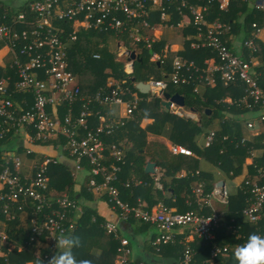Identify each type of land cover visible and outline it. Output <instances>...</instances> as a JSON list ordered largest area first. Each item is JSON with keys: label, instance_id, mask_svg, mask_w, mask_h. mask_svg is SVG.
<instances>
[{"label": "built area", "instance_id": "built-area-1", "mask_svg": "<svg viewBox=\"0 0 264 264\" xmlns=\"http://www.w3.org/2000/svg\"><path fill=\"white\" fill-rule=\"evenodd\" d=\"M179 1L181 8L190 9L192 23L197 29L196 40L191 44L192 49L209 48L217 59L212 68L198 77L195 92L199 90L198 85L213 88L220 81L228 88L241 83L244 85L242 102L246 103L251 111L258 108L260 122L264 123V91L255 78L254 64L231 50L225 40L231 26L220 20L209 21L207 7H193L186 0H35L30 5V12L35 14V19L31 20L27 14L22 13L16 17L14 25H0V45L11 52L13 59L10 65L12 75L0 81V118L7 125L6 130L14 129L25 145L23 156L12 155L1 165L0 210L10 220L31 215L33 235L30 244L35 243L38 247L44 246V242L47 245L45 247L55 249V238L61 233L73 231L77 224L76 219L69 220L73 209L80 211L76 202L67 192L57 195L50 189V165L59 163V160L51 154L39 153L36 149L40 148L42 143L52 144L53 140H61V137H64L67 140L65 144L59 143L58 148H51L57 149L60 158L73 159L77 173L84 169L85 163L89 164V186L92 192L99 196L106 194L109 198L108 204L118 212L121 221H127L130 216H134L145 224L156 226L159 234L153 241V246L158 252L164 244L173 242L176 229L186 227H190L198 239L213 244L211 260L228 255L239 247L218 244L213 233L219 226L220 214L214 209L211 215L202 213L205 206L212 208L213 199L220 204H228L229 191L221 185H215L208 198L202 196L204 185L200 183L196 186L194 194L200 197L197 200L200 213H175L162 203L148 211L143 203L133 207L121 200L115 184L119 181L122 170L120 163L125 162L127 158L125 148L107 144L104 139L113 135L120 121L102 122L92 129V105L125 104L126 115L130 118L140 101L136 97L126 98L131 94V90L125 81H111L94 97H84L77 77L70 69L68 40H62L56 33L57 22L77 21V24L86 30L113 32L116 35L127 34L134 44H145L151 49L155 41L146 33L152 28L148 21L151 8H160L164 19L169 5ZM229 4L230 0H222L220 9L227 10ZM254 7L264 13V0H258ZM254 27L256 28V25ZM259 33L260 29H257L255 37H258ZM76 35L74 31L68 39L74 42ZM253 42L246 43V47L252 48ZM153 56L161 60L157 54ZM131 65L132 63H128L126 66V72L129 74L133 71ZM186 65L184 60L177 57L173 61V71L167 80L148 82L151 91L162 97L169 84H186L188 79L183 73ZM190 66L193 67L191 64ZM15 95L24 98L22 105L11 100ZM78 103H81L82 107L78 114H75L74 107ZM64 105H69L70 108L68 113L61 117L58 115L57 106ZM27 106L29 108L26 109ZM178 113L183 115L185 111L181 107ZM248 126L252 128L253 124L249 123ZM216 141L217 131L212 130L206 136L205 147L214 146ZM241 143L246 145L247 140L242 138ZM170 151L173 155L193 156L190 150L182 146L175 145ZM24 156L32 159V168L28 171L24 168ZM110 160L113 162L108 165L106 162ZM162 177L163 173L156 170L155 184L160 190L164 189ZM248 177L244 180L241 190L248 196L249 203L241 216L249 223H258L264 215V173L259 172L255 178ZM78 216L80 218V215ZM105 229L107 234L120 241L117 264L132 263L129 259L130 242L120 235L119 223L107 222ZM0 240L3 244L7 243L5 233H0ZM50 257L49 254L45 256L47 260ZM183 260L185 264L193 261L190 248L185 250ZM138 264L147 263L139 261Z\"/></svg>", "mask_w": 264, "mask_h": 264}, {"label": "trees", "instance_id": "trees-1", "mask_svg": "<svg viewBox=\"0 0 264 264\" xmlns=\"http://www.w3.org/2000/svg\"><path fill=\"white\" fill-rule=\"evenodd\" d=\"M34 1L35 0H29L24 3V5L15 8L10 7L6 2L0 0V25H14V20L22 13L27 14L31 20L35 19V14L30 12V5ZM186 1L193 7H207V18L209 21L213 22L220 20L230 24L239 37L243 34V39L245 40L250 38L256 31L253 24L257 23L256 27L258 28L264 26V13L251 9L244 0H231L229 7L225 11L220 9L219 0ZM169 6L170 8L167 9V13L174 17L175 22H179L181 16L184 14L190 15L193 20L190 9L181 8L180 1ZM160 17L161 13L158 12L153 21L161 22ZM243 18L245 20L244 23L242 22ZM77 25V21L57 22L55 25V27H57L56 33H58L62 40H68L67 53L70 69L72 72L81 76L83 90L91 97H94L99 90L105 89L110 80H115L118 82L125 81L126 86L130 88L131 94L126 97L127 99L131 98L132 93H138L146 98L147 95L141 94L138 91L136 87L137 83H147L153 80H167L173 71V61L169 58L167 60L162 59V56L161 60L152 61L154 54L162 55L161 52L164 49L163 42H155L151 49H148L145 44H137L140 50L139 59L134 62L133 71L129 74L126 72L127 58H119L116 54L111 53L108 47V36L115 35L119 40H126L128 37L127 34L122 33L116 35L113 32L107 33L94 29L81 30ZM190 28L186 36L190 35L193 36V38L187 43L186 50L181 55L182 60L187 64L183 73L185 77H187L188 82L186 84L171 83L169 84L167 92L182 95L185 98L187 108L195 109L200 112L201 121L200 123H196L192 120L179 119L172 140L174 144L187 146L198 155L207 156L213 163L220 165L225 174L230 175L233 173V176H239L246 158L250 155V151L255 147H263V144L259 143L256 145L247 143L243 145L241 143L243 137L241 123L243 122L237 121V118L244 117V115L251 112H259V109L255 108L254 111H251L248 105L242 102V98L244 97V85L241 83L226 88L222 82L219 81L213 88L195 92L197 79L201 75H204L203 72L206 69L204 61L215 55L209 48H202L199 50L192 49L191 44L195 41L197 29L193 23ZM74 31L77 33V39L73 42L68 38ZM259 44L260 52L256 54V56L260 64L255 67L254 71L255 78L264 91V44ZM2 47L4 48L3 45H0V48ZM128 47L131 48L130 45ZM9 54L11 55L10 51ZM96 56L99 57L97 58ZM245 57L247 58L246 60H250L246 55ZM190 63H193L195 68L191 67ZM12 73L10 68L5 69L0 67V81L3 77L12 75ZM18 96L21 95H15L11 100L17 101L20 98ZM227 97H231V104L222 103V100ZM28 106L26 109L29 108ZM139 106L134 111V118L127 123L121 131L117 132L118 137L114 135L104 138L107 144L118 142L120 137L123 138L127 136L131 139L129 143H132V146L130 147L125 162L120 163L122 170L119 174V181L115 184L119 190L121 200L133 207H137L139 203H143L144 205V202H146L148 207H145L148 211L162 203L168 209L173 210L175 208L176 210H173L175 213H187L190 211L200 213V206L196 202L200 197L196 196L193 192L195 185L203 181L205 182L202 195L204 198L210 196L214 186L208 184L202 176L193 175L195 168H197L196 160L193 161V165L190 163V165L186 167V169L189 170V174L181 178L179 174L183 167L181 166L180 156L162 152V154L156 157L153 154L149 155L147 151L145 153L142 152L145 150V147L135 138L137 133H142L138 123L144 117L152 114L147 112L150 108V104L146 101H143ZM62 107L61 114L62 117H64L68 113L70 106L64 105ZM81 107V103H78L74 107L75 114H78ZM100 109L98 104L92 105L93 115L90 118V126L92 129L97 128L100 124V119L97 115ZM228 113L231 117L226 119ZM217 119L221 121L222 125L221 130L217 131V141L214 146L210 148L205 147V150L202 151L196 139L202 134L207 133ZM5 126L7 125L4 123L3 119L0 118V170L1 165H4L5 161H8L12 155L23 156L25 151V145L22 143L18 133L14 129L7 131V127ZM66 141L64 137H61V140H53L52 144H48V142L42 143L38 151L39 153H45L42 149L47 147L48 151L50 149L49 147L53 146V144H65ZM50 154L51 153H49V155ZM148 155L151 161L162 168L163 173H165L162 177L163 190L156 187L155 176L149 175L145 171ZM51 156L53 155L51 154ZM112 162L113 161L110 160L106 163L110 165ZM84 170L88 173L87 178L82 183L81 190L77 191V183L74 177H72V172L68 167L61 163L50 165V188L56 190L59 193L57 195L67 192L71 199L76 202L80 210L73 209L72 213L69 214V220L76 219L77 224L73 231L67 233V235H72L79 240V246L74 249L76 259L78 261H87L88 264H116L115 261L118 255L120 241L114 238V236L107 234L105 229V224L107 223L106 219L100 216L94 207L88 205V202L94 200L93 192L89 186L91 177L89 175L90 166L88 163L84 164ZM259 172L264 173V157L263 159H255L253 164L250 165L248 178H255ZM134 175L138 179H141L142 183L138 185L132 183V177ZM128 183L130 184L128 185ZM101 198L109 202V198L106 194H103ZM248 203V196L245 195L242 190L239 191L238 195L229 198L227 208L230 213L236 217L237 227L242 225L239 231L240 236L239 234H232L231 231L225 228L221 231V238L217 241L218 244L241 246L247 241L249 235L253 233L264 235V216L257 224H242L241 221L243 220L241 219V214ZM202 213L204 215H211L213 214V208L205 206ZM78 215H80V218H78ZM124 222L131 224L140 223L146 229L156 228L158 230L156 226L145 224L134 216H130L128 220ZM32 228L31 215L30 217L24 216L23 218L10 220L7 219L2 210H0V233H5L8 238V244H3L0 240V250L2 252V255H0V264H47V262L50 261L56 254L57 247L55 249L52 247V249H49L44 246L37 247L35 243L30 244V239L33 235ZM179 230H181V228L176 229L173 242L164 244L160 252L156 250V247H153L155 252L160 253L164 258L173 260L178 264H185L183 260L185 248L183 249L181 234L178 232ZM156 237L157 234L153 237L151 245H153V241ZM128 240L130 242V248L133 239L128 237ZM203 242L205 243V260L211 257L213 244L209 241ZM11 246H15L14 249L10 250L9 248ZM48 254L51 255L49 260L45 258ZM220 258L221 257L218 259L220 260ZM138 262L139 261H135L130 264H138ZM193 262L194 259L190 264H196V261ZM197 264L204 263L199 262ZM225 264H236L234 254H231L229 259L225 260Z\"/></svg>", "mask_w": 264, "mask_h": 264}, {"label": "crops", "instance_id": "crops-1", "mask_svg": "<svg viewBox=\"0 0 264 264\" xmlns=\"http://www.w3.org/2000/svg\"><path fill=\"white\" fill-rule=\"evenodd\" d=\"M221 1L222 0H219V3ZM244 1L248 3L251 9L254 10L255 9L254 5L258 0H244ZM24 3L26 2L17 1L15 5L14 4L11 5L9 4V2L7 4L10 7L18 8L24 5ZM158 12L160 13L162 12L160 8H151V12L148 16V21L150 25L152 26V28L146 31L147 35L151 39H154L156 43L158 42L164 43V49L161 52L162 55L161 54H157V55L160 57V59L163 56L162 59L167 60L169 58L172 61H174L177 57H180L182 59L181 55L185 52L187 43L190 41V39L193 38V36H190V35L186 36V33H188L189 29H191L190 27L192 24V19L190 15L184 14L181 16V20L179 22L178 21L175 22L174 17H172V15L168 14L166 11V17L164 19L161 14V17H160L161 22L153 21ZM244 21L245 20L243 18L242 22L244 23ZM256 24H253V25H256ZM77 27L81 30H85L84 28H81L79 24L77 25ZM257 29H260V33L258 37H255V33L257 32ZM243 37H244L243 34H241V37H239L237 33L234 32L231 26V31L230 33L226 35L225 40L228 46L231 47V50L234 53H236L239 56H242L245 59H247L245 55L248 58H250L249 61H251L254 64V70H255V67H257L260 64L259 59L256 56V54L260 52L259 43L264 44V26L261 28L256 27V31L252 34L250 38L245 40L243 39ZM127 39L119 40V38H117L115 35L108 36V47H109L110 52L116 54L119 58L126 57L127 58L126 66L128 63L134 64V62L137 59H139V53H140L139 45L134 44L128 37ZM195 40H196V37H195ZM249 41H254L252 48L246 47V43H248ZM126 43H130V44H126ZM129 45L131 48L128 47ZM128 51L135 52L137 56L135 61H131L129 59V55H127ZM12 60H13L12 56L9 54L8 49L3 48V47L0 48V67L5 68V69L10 68ZM152 61H157V57L154 58L153 56ZM216 61L217 59L215 56H212L211 58H207L204 61V64L206 67L205 71H207L209 68H212L216 64ZM190 64L195 68V65L193 63H190ZM75 75L81 87L83 96L86 98L91 97L89 94L85 93V91L83 90V85H82L83 83H82L81 76L77 73H75ZM111 81L116 82L115 80H110L108 84ZM142 83H145V82H142ZM198 89H199L198 90L199 92L207 88H204L203 86L198 85ZM144 95H147V97L146 98L142 97L138 93H132L131 95V98L136 97L139 99L140 101L139 104H141L143 101H146L147 103H149L150 108L147 110V112L152 114L150 116L144 117L138 123V126L141 129L142 133L141 134L137 133L135 135V138L136 140H138V142L143 144V146L145 147V150H143L142 152L145 153L147 151L149 152V155L153 154L154 156L157 157L159 154H162V152H165L167 154H172L170 149L171 147L175 145L185 147L193 153V156L174 155V156H180L181 163L184 165L183 166L181 164V166L183 167L182 171L179 174L181 178L189 174L188 172L189 170H187L186 167H188L190 163L191 165H193V161L196 160L197 168H195L193 175L202 176L204 180L207 181L208 184H211L213 186L218 184V185H221L222 187H226L229 191L230 198L238 195L239 191L241 190V186L244 180L249 176L250 165L253 164L255 159L257 158L263 159L264 157V138H263L264 137V123L260 122L259 112H251L249 114H246L244 115V117L237 118V121L243 122L241 123L242 134H243L242 138H245L247 140V143H253L256 145L261 143L263 144V147H258V148L255 147L250 151V155L249 157L246 158L244 165H243L242 172L239 176H233V173L230 174L231 175L230 176V175L225 174L221 166L213 163L211 159L207 158V156L198 155L193 150L188 148L187 146H184L182 144L173 143L172 137L175 133V130L177 129V121L179 119L181 120L187 119V120H192L196 123H200L201 121L200 112L196 111L195 109L187 108L186 101H185L184 106H180L176 103H171L167 107L166 103L168 101L165 99L164 94L161 97V96L154 94L153 91H151ZM171 95H175V94H171ZM18 97L20 98L17 100V102L22 105L24 98L22 96H18ZM222 103L231 104L232 103L231 97L224 98L222 100ZM172 104H175V105L173 106ZM98 105L101 108L99 112H97V115L100 119V122H99L100 124L102 122L110 123L111 121L113 122L120 121V125L115 129L112 136L115 135L116 137H118L117 132L121 131V129L124 128L127 125V123H129L134 118V115L130 118L127 117L125 104H112L109 106H104L100 104ZM181 107L185 111V114L183 115L178 113L180 112ZM62 108H63L62 106H57L58 115L61 117H62V114H61ZM229 117H231V115L228 113L226 115V119H228ZM249 123L253 124L252 128L248 126ZM221 127H222L221 121L217 119L215 123L212 125V127L210 128V130H208L207 133L202 134L200 137L196 139V142L199 145V147L202 149V151L205 150V141H206V136L208 135V133L212 130L219 131L221 130ZM129 140L131 139L125 136L123 138L120 137V140L118 142H112L109 144H116V145H120L124 147L126 156H127L128 152L130 151V147L132 146V143H129ZM58 145L59 143L53 144V146L57 148H58ZM51 147L52 146L49 147L50 148L48 150L49 152L47 151V147L45 149H42V151L43 152L45 151V153H48V154L51 153L54 156V153L52 152H56L57 149L53 150V148ZM36 149L40 150V148H36ZM57 153H58V156L55 155V158H57L58 160V158H60L61 155L59 152ZM149 155L147 156L145 171H146V166L149 162L154 163L151 161ZM68 160L74 161L71 158H68ZM23 161H24L25 170L26 171L30 170V168H32L31 166L32 159L24 156ZM61 164L68 167L67 164H64V163H61ZM156 170H160L163 173L162 168H160L157 165L155 168V174L152 176L156 175ZM71 172H72V177H74V180L77 183L76 190L80 191L82 187V183L86 180L84 174H81V173L87 172V171L83 169L81 172L77 173L75 170V164H74V171L71 170ZM163 174L165 175V173ZM132 180H133L132 183H134L135 185L142 183V180L138 179L135 175L132 177ZM50 182H51V177H50ZM202 184H204L205 186L204 181L202 182ZM196 186L197 185H195V189H196ZM51 192L59 194L54 189H51ZM93 195H94V200L92 202H88V205H91L92 207H94L97 213L100 216L104 217L107 222H115V223L118 222L121 236L127 239L128 237L133 239V243L130 247L131 248V255L129 256L130 260H132L133 262L145 261L151 264H178L177 262H174L173 260H168L164 258L163 256L160 255V253L155 252L154 247L151 244H152L153 237L156 234L157 235L159 234L156 228L146 229L140 223L131 224L128 222L121 221L119 218V214L111 208L108 202H106L105 200H102L101 195L99 196V194H96L95 192L93 193ZM211 204H213L212 208L220 214L219 226L215 229L213 233L215 241L217 242L221 238L220 236L221 231H223V229L225 228H227L228 231H231L232 234H239L240 236L239 231L241 230L242 225L237 227L236 217L230 213V211L227 208V204H220L214 199L212 200ZM144 205L148 207V204L146 202H144ZM173 210H176V209L174 208ZM241 219L243 220L241 221L242 224L244 223L245 224L248 223L252 225L257 224V223H249L244 218H241ZM178 232H180L181 234V243H182L183 249L184 248H185L184 250H186L187 248L191 249L192 256H193L194 262L196 261V264L199 262H203L204 264H225V260L229 259L231 254H234L233 253L234 251H232L228 255L221 256L220 260L219 259L211 260V257L204 260V255H206L205 243L196 237L193 230L190 227H186V228H181V230H179ZM236 246L237 245L232 246V247H236Z\"/></svg>", "mask_w": 264, "mask_h": 264}, {"label": "clouds", "instance_id": "clouds-1", "mask_svg": "<svg viewBox=\"0 0 264 264\" xmlns=\"http://www.w3.org/2000/svg\"><path fill=\"white\" fill-rule=\"evenodd\" d=\"M57 252L49 264H88L78 261L74 249L79 246L78 238L64 233L55 238ZM236 264H264V235L251 234L247 241L234 250Z\"/></svg>", "mask_w": 264, "mask_h": 264}, {"label": "water", "instance_id": "water-1", "mask_svg": "<svg viewBox=\"0 0 264 264\" xmlns=\"http://www.w3.org/2000/svg\"><path fill=\"white\" fill-rule=\"evenodd\" d=\"M127 55H129V59L131 61H135L137 56L135 54V52H131L128 51ZM132 68H133V63H132ZM137 88L139 89V91L143 94L149 93L151 92V85L149 83H138L137 84ZM164 97L165 99L168 101L166 103L167 107L171 104V103H176L180 106H184L185 105V98L179 94H175V95H171L170 93L165 92L164 93ZM156 164L155 163H151L149 162L146 166V172L148 174L154 175L155 174V168H156Z\"/></svg>", "mask_w": 264, "mask_h": 264}, {"label": "rangeland", "instance_id": "rangeland-1", "mask_svg": "<svg viewBox=\"0 0 264 264\" xmlns=\"http://www.w3.org/2000/svg\"><path fill=\"white\" fill-rule=\"evenodd\" d=\"M2 1H4V2H9V4H16V2L17 1H20V2H27V0H2ZM7 2V3H8ZM52 153H54V156L56 155V156H58V153L57 152H52ZM58 160H59V163L61 162V163H64V164H67V166H68V168L70 169V170H72V171H74V164H75V162L74 161H72V160H68V157H65V158H58ZM75 170H76V164H75ZM81 174H84V176H85V179H86V176H87V172H82ZM87 203V202H86ZM42 244H44V247L45 246H47L44 242L42 243ZM131 255V254H130ZM145 262V261H144ZM115 263L117 264V258H116V261H115Z\"/></svg>", "mask_w": 264, "mask_h": 264}]
</instances>
